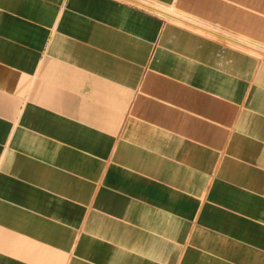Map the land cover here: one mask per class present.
I'll return each instance as SVG.
<instances>
[{
	"label": "crops",
	"instance_id": "obj_1",
	"mask_svg": "<svg viewBox=\"0 0 264 264\" xmlns=\"http://www.w3.org/2000/svg\"><path fill=\"white\" fill-rule=\"evenodd\" d=\"M134 1L0 0V264H264V0Z\"/></svg>",
	"mask_w": 264,
	"mask_h": 264
},
{
	"label": "built area",
	"instance_id": "obj_2",
	"mask_svg": "<svg viewBox=\"0 0 264 264\" xmlns=\"http://www.w3.org/2000/svg\"><path fill=\"white\" fill-rule=\"evenodd\" d=\"M124 1H133L134 4H136L137 6H140V7H145V8H148V9H151L155 12H158V13H161V14H164V15H170L167 13V11L163 8H160L159 6H152L150 4H147V3H144V2H136L134 0H124Z\"/></svg>",
	"mask_w": 264,
	"mask_h": 264
},
{
	"label": "rangeland",
	"instance_id": "obj_3",
	"mask_svg": "<svg viewBox=\"0 0 264 264\" xmlns=\"http://www.w3.org/2000/svg\"><path fill=\"white\" fill-rule=\"evenodd\" d=\"M166 11H167V10H166ZM167 13H168V14H174V15H176L178 12H177V11H174V10H172V11H171V10H168ZM249 52H250V51H249ZM253 54H254V53H253Z\"/></svg>",
	"mask_w": 264,
	"mask_h": 264
},
{
	"label": "bare ground",
	"instance_id": "obj_4",
	"mask_svg": "<svg viewBox=\"0 0 264 264\" xmlns=\"http://www.w3.org/2000/svg\"><path fill=\"white\" fill-rule=\"evenodd\" d=\"M215 36H217L216 34H215ZM217 37H220V36H217ZM221 38H223V37H221ZM225 39V38H224Z\"/></svg>",
	"mask_w": 264,
	"mask_h": 264
}]
</instances>
